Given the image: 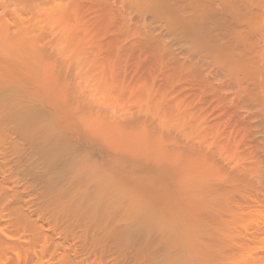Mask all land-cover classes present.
I'll return each mask as SVG.
<instances>
[{
    "label": "bare ground",
    "instance_id": "obj_1",
    "mask_svg": "<svg viewBox=\"0 0 264 264\" xmlns=\"http://www.w3.org/2000/svg\"><path fill=\"white\" fill-rule=\"evenodd\" d=\"M141 1L142 0H137V2H141ZM153 3L155 4V6L157 5L156 6L157 9H160L161 11L163 10L164 14H166V16L172 19L171 22H174L173 25L178 24L180 28L183 31L186 30L185 32L187 33L188 31L189 33L192 31L191 33L195 35L193 36L190 33L192 39L194 40L200 39L199 40L200 43L202 40H204L203 42L206 43V46L212 47L209 48V50L210 49L213 50L214 48V50H217L216 53L219 52L218 55L221 53L223 56L222 59H225L226 64L228 63L227 65L233 64L232 67L237 68L239 72L241 71V74L245 78L249 76L253 81L254 87H256V89L259 90V93L261 92L264 93V0H153ZM6 10L8 9L6 8ZM39 12L41 13V11H38L37 14H39ZM47 12H45V14L49 15L50 18L54 16V15L52 16V14L50 15V13L48 14ZM10 14L11 13L9 12L8 16H10ZM24 14L26 15V13ZM42 14L44 13H41L40 15ZM45 16L46 15H44L43 18ZM38 17L40 18V16ZM38 17H36V21ZM10 18L11 16L7 17V12L6 13L1 12L0 10V101L1 98L4 97V99H2L4 102L1 101L2 103L1 106L4 107V110L2 112L3 113L2 117L4 121H2V118L1 121L2 123L4 122L3 123L4 128L10 131V132L7 131V133L10 134L8 136L10 137V140H8L9 141L8 145L11 146V148L13 146L15 149V143L16 144L23 143L22 145L19 146V148H17L18 146H16V149L22 150L23 148H25L26 151L29 150L28 148L29 147L31 148L30 146L31 134H32L31 131L33 130L32 132L34 134H38L40 136V138L39 137L37 138L41 139L39 140L35 137L37 139L36 142L39 140L40 143L38 141L39 143V144L37 143L38 151L37 152L34 151V152L38 153L40 151L39 153L40 158L43 160V162H41L42 168L43 165H45L44 168H46L47 173L52 171L51 172L52 174L49 175L50 177L52 175H55L57 170L60 172V174L62 173L61 175H59L58 172V176H60L61 179H63L65 185L63 184L62 180L60 181L63 184V186L62 184L59 185L60 181L57 179L58 176L56 177V180H57V184L59 181L58 184L59 186L61 187L65 186V187L63 189L57 190V187L59 186L56 185V189L55 190L53 189L52 192L50 191V195H48L49 193L47 194V192H49L51 187L49 188L48 191L46 189L47 192L46 191L45 192L47 194V198L45 195L46 199L44 200V205H43L46 206V209L44 208L46 211L43 213L44 216H46L45 221L47 222L48 228L46 227L43 230V227H41L36 220L31 221V200L25 199L24 201L21 202L18 201L19 195L17 196V192H14V190H12L13 192H11L12 193L11 196L13 202L11 203V201H5L8 190L5 188L4 186L5 184H3L4 190H0V201L1 199H4L5 202H4V207L3 206L0 207V212L4 209H10L11 204H12V208L11 211H9V215H11V217L7 219L8 220L7 223L9 226L5 225L7 227L0 228V230H2L1 231L2 233L0 235V256L4 255L3 261H6V263L5 262H1V263L3 264H181V263L190 262L191 264H254V263L256 264L257 261L256 259H258L259 256L258 254H260V251H258L259 253L256 254L255 256L254 254L257 252L254 250L255 253L252 252L254 253L252 255V258L248 254L245 255L246 250L245 252L243 251L245 248L243 246L244 244H242L241 242L240 234L238 233V231L240 230L241 227L246 225V223L245 221H243L245 223V224L242 223L244 224L243 226H240L241 224L237 225V223L239 224L238 221L241 219V217H239L240 218L239 219L238 216L241 215L238 214L236 210L234 211V209H236L234 206L237 205H233V203L236 202V199H234L236 197L233 196V193L234 191H237V189L235 188L236 189L235 190L234 187L232 188L228 187L232 183L228 182L230 183L228 184L226 182L228 185H226L225 187L227 188H225L216 185L213 180L207 178L202 174L192 175L189 174L190 173L189 170L188 173L186 172L187 170L184 173L183 170H179L177 168L178 164H176L175 169H173V167L175 166L172 165V163L174 162L173 159L177 158V156L175 157L174 154L170 153L171 154V155L169 154L170 157L172 155L174 157L172 156L171 157L172 159L168 158L169 155L167 154V152L169 150L166 151L167 149L166 148L164 149L165 152L162 151L163 143L162 144L158 143L159 145H162V146H158L156 141L154 142L155 144H157L156 148L153 149V152L155 153L152 152V149L150 148L152 146L148 143L149 145L147 146L150 149H148L147 151L149 152L150 150L151 153L150 155L148 152H146V150H144L143 153V150L140 149L139 147H136L140 149V150L136 149L137 151H135L132 148L129 150V146L131 144L130 145L128 144V139L130 140L129 137L131 134L133 133L138 134L137 138L139 136L140 140L141 139L143 140V143L147 142L145 140L150 136V134H151L150 139L154 138L156 135L157 139L162 138V141L164 142L165 138H167L166 134H171L168 133L169 132L168 130L170 129L167 130L168 132L166 131L167 133L162 131L157 132V128L155 124L156 122L155 123L149 122V120L142 117L143 115L141 116V114H143V112L146 111L141 108L139 109L143 110V112L140 114L141 111L140 110L138 115H133L131 113L132 111L129 112L127 108L126 110H124L125 109L124 107V109L122 108V110H124L123 113H121L120 111L121 109H120L118 111L120 112V114L117 113L116 116L115 115L116 113L112 112L114 113V116L112 117L110 115L111 117L110 119L109 115L107 114L108 116L107 118L106 116H103V114H106L105 110L108 107V105L110 107H113L112 105H110L111 100H109V104H107V106L106 104H104L106 106L103 107L105 110L102 109L101 112L98 111L96 112L98 113L99 116L101 115L102 112H104L101 115L102 117H100L102 119L105 117L103 121H105V119L107 120L110 119L108 120V122L105 121L106 123L105 125H107L106 126L107 128L109 123L111 122L109 128L103 132L105 136H103V133H101V136H103V138L104 137L106 138V135L108 136L107 138H109V136L114 137L112 133L115 132L114 131L115 128L116 133L118 135L117 136L118 139L117 137H115L114 139L115 140L114 149L107 148L106 146L105 147L107 149L105 147L103 149H99V145L98 146L96 145L98 138L97 136L99 135L98 134L96 136L97 131L95 130L89 131L88 127H84L87 129L83 130V127H81L82 125L85 126L81 121V115L84 112L91 113L94 107H97V105L94 106L93 104L94 106L93 107L89 103L92 101V98L94 97L93 95L92 96L90 95L89 91L94 90L98 86L97 85L98 80L95 78V76L96 75L98 76V74L96 73L95 76L93 75L94 73L90 69L89 66L90 64H88L89 66L88 69H90L91 72L89 73L88 71L90 70L85 69L87 65L85 66L84 63L85 62L87 63L88 61L85 60L84 62L83 60L82 55L84 53L82 54L83 51L81 50L82 47L80 44L81 42V39L79 37L80 34H78L79 31L78 32L71 31L72 33H70V35H69L70 29L63 31V27H62L60 31H57L58 33L55 41L60 46V47L58 46L60 50L62 49L60 53L63 51L67 53L70 52L69 54H71V56L69 55L68 56L69 58L71 57L73 61L72 63L69 58L66 59L72 63V65H69L70 67L67 65L68 66L67 68L66 66H64L66 63L64 62L65 64L63 65L60 60V57H62L63 55L62 56L60 55L59 58L56 55V58H54L55 56L54 55H53L54 57L52 56L53 53L50 54V52L48 51L49 49L48 50L46 49L47 46L39 45V40L41 39L39 38V35L42 36L41 33H44L45 31L44 32L42 31L40 33L39 31H37L39 29V28L37 29V27L39 26L34 28L37 25L34 24L33 27L35 29L34 32L37 31L40 34L37 35V32L35 33L36 35L32 34L33 31L31 32L32 29L31 20L30 21L28 20L26 23L25 20H23V18L22 20L20 19L21 18L20 16H19V20H17L16 17L15 19L14 17L12 18L14 20H11ZM50 18L48 17L44 21L50 20ZM29 19H31V15ZM55 28L56 31L57 26ZM39 30L41 31V29ZM187 33L185 34V37L189 36V39L191 40L190 34ZM196 33H198L199 35ZM196 35L200 36V38L199 37L197 38ZM40 41H42V39ZM43 43L44 42L42 41V44ZM48 43L49 42L47 41V45H50ZM54 43L53 45H55ZM123 47H122L123 49L122 51L126 52L127 50H125ZM85 56L86 55L84 54V59ZM45 60H50V61L52 60V62L55 63L54 66L55 69H52L53 65L52 68L50 66V68L54 70V72L52 71L51 73L50 70L51 75L47 73L51 76V77L49 76V78L48 75H45L46 74L45 73L46 68L44 67V62H46ZM63 60L64 59H62V61ZM225 61H223V63ZM73 72L76 73V74L74 73L76 75V80ZM45 76H47L46 77L48 78L47 80H45L46 79ZM82 78L84 80L89 81V83H87L88 81H86L87 85L85 84L87 89L89 88L88 91L86 90L89 93L88 96L87 94H84L87 92H83V94L82 92L79 93V89L80 91H82L81 84L82 82H84ZM99 87L101 88L100 84ZM82 89H84V85H82ZM252 89L255 90L254 88ZM102 90L99 89L97 93H99V91ZM94 93L96 96V92ZM86 96L87 97L91 96L92 98L87 99ZM83 97H86L85 100L83 99ZM98 102L100 103V101ZM160 107L161 106H159L158 108L160 109ZM163 107L165 106L163 105ZM128 109L130 110V108ZM95 110L97 109L95 108ZM135 114H137L136 111ZM163 114L162 115L164 117L165 112ZM162 115L159 114L160 117L159 121L165 122V125L168 126L169 124L168 121L171 122L170 120L172 119V117L170 120H168L169 118H166V116L164 117V119L163 117L161 118ZM167 117H169L168 114ZM39 118L42 119L40 123H39L40 120ZM35 121L36 122L38 121V124L37 123L35 124ZM175 123L177 126V122H175V120L172 121L170 125L171 124L175 125ZM0 126H1V122H0ZM92 126L94 125H91V127ZM110 127H114L113 130ZM108 130L109 132L111 131L113 132L109 133L107 132ZM94 131H95L94 133L95 135H93ZM153 132H156L158 134L154 133L155 134L154 135ZM106 133H108L109 135ZM161 133L162 134L164 133V136L163 135L161 136ZM15 137L18 138L16 139ZM173 137L174 139H176L175 138L176 135ZM19 139L21 142L19 141ZM104 139L103 142L106 140ZM34 142L33 144H36ZM95 146H97L98 148H95ZM81 148L83 150H81ZM142 148L145 149L144 147ZM16 149L15 152L18 153L19 150L16 151ZM25 149L22 151H25ZM95 149L98 150L95 151ZM132 150H134L135 152L133 151V153H130V151ZM187 150H188L187 154H189V147ZM187 150L185 149L182 151L186 152ZM26 151L24 152V155H26L25 153L28 154L29 152ZM79 151L80 152L82 151L81 154H79ZM20 153L21 152H19L18 154ZM30 153L31 151L29 152V154ZM145 153L146 154L148 153V155L146 156ZM15 156L17 157V155ZM166 157L168 158V160H166ZM26 159L27 157L23 158L22 160L24 161ZM30 160H29V164H27L28 161L22 164L25 166L28 165L27 167H30L31 166ZM39 161H35V162L39 164L38 166H41ZM175 161H177V159ZM16 162L14 161L15 165L13 166H17ZM18 163L19 165L21 164L20 161H18ZM170 165H172V167ZM1 167H6V166H1ZM242 167L244 166H241L240 168ZM256 167L257 169L259 168L258 166ZM44 168L42 170L45 171ZM64 169L67 170L66 172L67 174L65 175L66 177L62 178V176L65 174L64 172L66 171L65 170L63 172ZM253 169L255 168L253 167ZM175 170L177 171L175 172ZM22 171L24 173V169ZM30 172L31 171H29V173L27 172V174H29L27 175L29 178L31 175ZM179 172L181 174H179ZM243 172L242 174L240 173L237 174V176L235 175L236 176L235 179L239 180L237 182H240L241 180L240 182L241 185L246 184V182H244L246 180L243 177L245 172L244 174ZM260 172L263 173L262 171ZM43 173L47 174L45 172ZM232 173L233 172H230L229 174L232 176ZM251 173L253 174V172ZM9 175L11 176V174ZM22 176H24V174ZM252 177L253 176H251V178ZM51 179L55 181L54 177ZM4 180L5 179L3 177L2 181ZM50 180H49L50 184L53 183L51 182L52 180L51 181ZM225 180H228V176L227 179ZM230 180L233 179L231 178ZM12 182L10 181L9 183ZM222 182H224V180H222ZM47 184L49 185L48 182ZM219 184L223 185L221 184V182ZM237 184L236 185L232 184V185L237 186L238 188ZM244 188L247 189V187ZM22 189L23 187L21 188V190ZM53 191L56 193H54ZM238 193L239 190L237 194ZM241 194L244 193L242 192ZM244 201L242 202L244 203ZM261 202L262 201H260V203ZM0 204L3 205V202ZM40 209L44 210L42 208ZM245 210L247 209H244V211ZM39 212L42 214L41 211ZM236 213L238 214V216ZM4 215L1 217L3 218ZM242 219L245 220V218ZM262 219L263 218H261V220ZM262 221H264V219ZM251 222L253 221L251 220ZM253 225L252 227H254ZM261 225L260 226L264 231V224ZM238 226H240V228ZM261 227L257 228V230L258 229L260 230ZM244 228H246V226ZM245 230L246 229H244L243 231ZM261 233L264 232L261 231ZM250 234H248V236ZM253 235L254 236L251 235L250 236L251 238L257 237L256 239L255 238L253 239V241L255 240L256 243L257 241L259 242V239L261 240L263 239L264 241V234H260L257 236L256 234ZM258 236H262V237L259 238ZM243 237L249 238L247 237L246 234H243ZM244 240L247 241L248 239H244ZM249 240L247 242L251 243L252 239L250 240L251 242ZM252 244L254 243L252 242L251 245ZM50 245L52 247V251L50 253L48 252L49 254L46 257L45 253L48 247H50ZM262 245H264V243ZM252 248L253 247H251V249ZM249 250L248 253L250 254ZM258 250H262L261 247ZM180 255H182L181 258ZM247 255L249 259H247ZM253 256H255L256 258L254 257L255 258L254 259ZM5 258L6 260H4ZM259 258L260 261L261 259L263 261L261 254ZM250 259L252 260L249 261ZM260 261L259 263L261 264L262 261L261 262ZM259 263L257 262V264Z\"/></svg>",
    "mask_w": 264,
    "mask_h": 264
},
{
    "label": "rangeland",
    "instance_id": "obj_2",
    "mask_svg": "<svg viewBox=\"0 0 264 264\" xmlns=\"http://www.w3.org/2000/svg\"><path fill=\"white\" fill-rule=\"evenodd\" d=\"M142 1L137 2V0H136V2H135V0H27V1H25V0H0V10H1V12H5V13L7 12V17L11 16V18H10L11 20H14L15 17L17 20H19V16L21 17L20 19L22 20V18H23V20H25L26 23L28 20L29 21L31 20V28H32L31 32L33 31L32 34H35L37 31H39L40 33L42 31L43 32L45 31L44 32L45 34L41 33L42 36L39 35L40 34L39 32H37V35H39V38H41L42 41L44 42L42 44V41H40L41 40L40 39L39 45L47 46L46 49L47 50L49 49L48 51L50 52V54L53 53L52 56L54 55L55 56V57L53 56L54 58H56V55L58 56V58L60 57V55L61 56L63 55L62 57H60V60H61L63 65L66 63L64 66H66L67 68L69 65H72L73 61H72L71 57L69 58V56H71V54H69L70 52L67 53V52L63 51L60 53V51H62V49L60 50V48H59L60 46L55 41L57 33H58L57 31H60V29H62V27H63V31L70 29L69 35H70V33L74 32V31L75 32L79 31L78 34H80L79 37L81 39L80 44L82 47L81 50L83 51L82 54L84 53L86 55L85 59H84V54L82 55L83 60H84V62H85V60L89 62V63L88 62L84 63L85 66L87 65V67L86 68L84 67V68L87 70L91 69L94 73L93 74L94 76L96 73L98 74V76L97 75L95 76V78L98 80V82H97L98 86L95 88L96 90L94 89V90L89 91L90 95L91 96L93 95L96 98H94V97L92 98L91 96L87 97L89 95V93L87 92L89 88L87 89V87H86V85H87L86 81H88V80H84L82 78V80H84V82H82V84H81V90L82 91H80V89H79V93L82 92V94H83V92H87V93H84V94H87V96H86L87 99L92 98V101H93V103H92V101L90 100L91 102H89V103L92 106H93V104H94V106L97 105V107L93 106L94 109L91 113L84 112L81 115V121L85 125V126L82 125L81 127H83V130L87 129L84 127H88L89 131H93V130L97 131L96 136L98 134L99 135L97 136L98 138L96 136L95 137L97 138V144L96 145L97 146L99 145V149H103L105 146L107 148L114 149V146H115L114 145V143H115L114 139L118 135H117L116 129L114 127H110V128H112V130L114 128L115 132L111 131V132H113L112 134L114 135V137L109 136V138H107L108 136L106 135V138L108 140L105 137L104 138L106 140L103 138V136H105V134L103 132L109 128V125L111 123V122L109 123L108 128H107L106 127L107 125H105L106 124L105 121L108 122V120L111 119L110 115L113 117L114 113H116L115 115L117 116V113L120 114V112H118L120 109H121L120 110L121 113H123V111L126 110V108L129 112L132 111L131 113L133 115H138L139 111L141 109H143L146 112H143V110H141L140 114L143 112V114H141V116L143 115L142 117L149 120V122H154V123L156 122L155 124H156V128H157V132L158 131L166 132L168 129H170V130H168L169 132L168 131L167 132L171 133V134H166L167 133L166 132L165 134L167 135L166 136L167 138H165V141L163 142L162 138L157 139V136L154 134L156 132H153V134L155 135L156 138L154 136H152V137H154L156 140L154 138L150 139L151 138V134H150V136L147 135L149 137L146 138V140H145L147 142L143 143V140L142 139L140 140L139 136L137 138L138 134L133 133L129 137L131 141L128 139V144L129 145L131 144L130 146L128 145L129 150L132 148L135 151H137L140 148L143 150V153H144V150H146V152H148L147 150L151 148L152 152H153V149L156 148L158 143L159 144L163 143L162 151L165 152L164 149L167 148L166 151L169 150L167 152L168 155L171 153V154H174L175 157L177 156V158L173 159V161H174L173 163H175V164H173L171 162L172 165H175L173 167V169H175L176 164H178L177 168L179 170H183L184 173L187 170L186 172L188 173L190 171L189 174H192V175L193 174L194 175H196V174L201 175L202 174V175L206 176L207 178L213 180L216 185H219L222 187H225L226 185L230 184L228 182H231L233 185L234 184L236 185L238 183L237 184L238 188H237V186H233L232 184H230V186H228V187L229 188L234 187V189L235 188L237 189V191H234V193H236V194L233 193V196L236 198L232 197V198L236 199V202H234L235 200L233 199L234 200L233 202L235 203V204L233 203V205H237V206H234L236 208V209H234V211L236 210L237 213L241 215V216H238V214L236 213L238 218L241 217V219L239 218L240 219L238 221L239 224L237 223V225L241 224L240 226H243L246 223V225L241 227L243 229H241L240 226H238L240 228V230H239L240 232L238 231V233L240 234L241 242H242V244H244L243 246L245 248L243 251L245 252V250H246L247 253L245 252V255L248 254L251 256V258H252V255L255 253V251L257 252L254 254L255 256H256V254L259 253L258 251H260L261 257L263 258V261L261 259V261H262L261 264H264V245H262L264 243V241H263V239L262 240L259 239V242L257 241V243H256L255 240L253 241V239L254 238L256 239L257 237L251 238V236H254L253 234H256V236L260 235V234H264V233H261V231L264 232L262 230V227H261V226H263L261 224H264L263 223L264 221H262L264 219V215H263L264 214V190H262V189H264L263 188L264 187V183H263L264 182V175H263L264 174V170H263L264 169V95L263 94L264 93L263 92L259 93V90L256 89V87H254L253 81L249 76H248L249 79L247 76H246L247 78H245L241 74V71L239 72V70H237V68L232 67L233 64H229L230 66L227 65L228 63L226 64L225 59H222L223 56L221 53L219 55L222 57H220L218 55L219 52L216 53L217 50H214V48H213V50L212 49L209 50V48H212V47L206 46V43L203 42L204 40L201 39L202 41L200 43L199 42L200 39H196V40L192 39V36H191L192 31L190 32L191 34L188 31V33L191 36V40L189 39V36L185 37V34L187 33V32H185L186 30L183 31L178 24L173 25L174 22H171L172 19L170 17L166 16V14H164L163 10H162L163 11L162 12L160 9H157L156 8L157 5L155 6V4L153 3V0H147V1L142 0ZM9 6H10V8H9ZM12 7H13V9H12ZM47 7H49V8H47ZM6 8L8 10H6ZM23 9L25 12L23 11ZM28 9L30 10V12ZM54 9H56V10H54ZM26 10H28V11H26ZM38 11H41V13H44V14L40 15L41 14L40 12H39V14H37ZM9 12L12 15L10 14V16H8ZM45 12H47L48 14L50 13V15L52 14V16L54 15L53 17H55V18H53V17L50 18V16L45 14ZM24 13H26V15ZM33 13L35 15L36 14L37 15L35 16ZM30 15H31V19H29ZM44 15L48 16L50 18V20L52 21V23L50 20L44 21L45 19L48 18L46 16L43 18ZM12 16L14 17V19H12L13 18ZM26 16H28V17H26ZM38 16H40V18ZM36 17H38L37 21H36ZM64 17H65V19H64ZM42 18H43V20H42ZM41 20H42V22H41ZM164 20H165V23H164ZM55 23L57 26L56 31H55V29H56ZM34 24L35 25L37 24V25L34 27ZM69 24H71V25H69ZM46 25H47V27H46ZM176 25H178V26H176ZM37 26H39V27H37ZM52 26H54V27H52ZM33 27L34 28L37 27V29L39 28V29H41V31L38 29L36 32H34L35 29ZM44 29H46L48 31H46ZM86 31H87V33H86ZM54 33H55V35H54ZM125 34H126V36H125ZM196 34H198V33H196ZM198 35H196L197 38L198 37L200 38V36H198ZM193 36H195V35H193ZM47 41L49 42L48 44H50V45H47ZM51 41L53 43L55 42L54 44L56 46L53 45V43ZM51 43L53 46L51 45ZM121 45L126 46V47H123ZM144 45H146V46H144ZM122 47L125 50H127L128 52L122 51L123 50ZM128 48H130V49H128ZM140 50H142V51H140ZM68 58L71 60L72 63L69 62L68 60H66ZM62 59H64V60L62 61ZM45 61H46V62H44V67L46 68L45 69V73H46L45 75H48V78H49V76L51 75L50 70H51V73H52V71L54 72V70H52V69H55V67H54L55 63L52 62V60L51 61L45 60ZM223 61H225V62L223 63ZM67 62H69L70 64ZM88 64H90L89 65L90 69H88L89 68ZM52 65H53V68H52ZM50 66L52 69L50 68ZM91 70L88 72L90 73ZM109 71H111V72H109ZM75 72H73V74ZM47 73H49L50 75ZM75 74H74V76H75V80H76ZM46 77L47 76H45V78ZM97 77H99V78H97ZM48 78H46L45 80H47ZM105 78H106V80H105ZM124 78H125V80H124ZM144 79H145V81H144ZM117 80H119V81H117ZM87 83H89V81ZM99 84H100L101 88L103 87L102 88L103 90L99 87ZM82 85H84V89H82ZM250 85H252V86H250ZM252 88H254L255 90H253ZM99 89L102 91H99V93H97ZM94 92H96V96H95ZM92 93H94V94H92ZM104 93H106V94H104ZM82 94H81V96H82ZM98 94H99V96H98ZM86 97H83V99L85 100ZM108 97H109V99H108ZM2 99H4V97L1 98V101L4 102ZM109 100H111L110 105H112L113 107H110L108 105V107H107L108 109L106 108V110H107V112H106V110L103 107L105 106L104 104H106V106H107V104H109ZM1 101H0V103H1ZM88 101H86V102H88ZM98 101H100L101 104ZM94 102H96L98 104H96ZM1 105H2V103L0 104V106ZM163 105L166 108L163 107ZM159 106H161L160 109L158 108ZM124 107H125V109H124ZM95 108L97 110H95ZM109 108H110V111H109ZM122 108L124 110H122ZM128 108H130V110ZM139 108H141V109H139ZM154 108H156L157 111ZM102 109L105 110L106 114H103L104 112H102L101 115L103 114V116H106L108 118V116H107V114H108L110 119H108V120L105 119V121H103L105 117L103 119L100 118L102 116L101 115L99 116L96 111L101 112ZM112 109H113V111H112ZM162 109H164V110H162ZM182 109H183V111H182ZM3 110H4V107L1 106V109H0V113H1V115H0L1 116L0 117V122H1V126H0L1 127V129H0V132H1L0 133V156L1 155L2 156L0 157V171H1V173H0V185L1 184L2 185L0 186V190H4L3 187L5 186V188L8 190L7 191V197H6L5 201H11V203L13 202L12 196H11L12 195L11 192H13L12 190H14V192H17V196L19 195L18 201L21 202V201H24L25 199H30L31 200V221L36 220L37 223L40 224V226L43 227V230H44L46 227L48 228L47 222L45 221L46 216H44V213H43L46 211L45 210L46 206H43L44 200L47 198L48 193H49L48 195H50V191L52 192L53 189L54 190L56 189V185L59 186L62 184L60 180L63 181V179H61V177L58 176V172H59L58 170L55 174L56 176L52 175L54 177L55 181H53L51 179V178H53L52 176L51 177L49 176L50 174H52L51 173L52 171L47 173L46 168H44L45 165H43V168L45 169V171L42 170L43 168H42L41 162H43V160L40 158V154H39L40 151L38 153H36L38 151V144L40 143L39 140H41V139H39L40 136L38 134H34L32 132L33 126L31 127V130H32L31 131V133H32L31 134V145H30L31 148L28 146L29 150L26 151L25 148L22 149L20 147L22 150L25 149L26 152L31 151L30 154L28 152V154L25 153L26 155H24L25 151H22L20 149H18L19 150L18 151L16 149V146H18L17 148H19V146L22 145L23 143L22 144H19V143L16 144L15 143V149H16V151H18V153L21 152L20 154L15 152V149L13 146H12V148H13L12 149L11 146L8 145L9 144L8 140H10V137H8V136L10 134H8L7 133L8 130H6L4 128V125H3L4 122L2 123V121H4L3 117H2ZM133 110H134V112H133ZM115 111H117V112H115ZM135 111L137 112V114H135ZM112 112H114V113H112ZM164 112H165L166 118H169L168 120H170L172 117V119L170 121L172 122L175 120V122H177L178 127L176 126V123H175V125L174 124L170 125L171 122L168 121V123H169L168 124L169 127H168L167 125H165V122L159 121V119H160L159 114L162 115ZM167 114L169 117H167ZM163 115L161 116V118L163 117ZM164 117H163V119H164ZM1 118H2V121H1ZM202 118L204 121L202 120ZM39 119H37V120H39V123H40L42 121V119L41 118H39ZM166 121H167V119H166ZM36 123L38 124V121L37 122L35 121V124ZM91 125H94V126L91 127ZM209 127H210V129H209ZM95 131L93 132V135H95L94 134ZM8 132H10V131H8ZM107 132H109V130ZM111 132H109V133H111ZM177 132H179V133H177ZM3 133L5 136L6 135L7 136L5 137L3 135ZM101 133H103V136H101ZM106 134H108V133H106ZM112 134H110V135H112ZM156 134H158V133H156ZM162 135L164 136V133L163 134L161 133V136ZM175 135H176V137H175L176 139H174V137H173ZM204 135H206V136H204ZM32 136H33V138H32ZM170 136H172L173 139ZM2 137H3V139H2ZM35 137L36 138L39 137V138H37V139H39L38 140L39 143H38V141L36 142L37 139ZM184 137H186V138H184ZM103 139L105 140L104 141L105 143L103 142ZM117 139H118V137H117ZM34 140H35V142H34ZM110 140L112 143L110 142ZM163 140H164V138H163ZM19 141H20V139H19ZM155 141L157 144L154 143ZM192 141H194V142H192ZM5 142H7V143H5ZM17 142H18V140H17ZM33 142L36 144H33ZM135 142H136V144H135ZM24 143H25V141H24ZM148 143L152 147L149 148L147 146V145H149ZM152 144H154V145H152ZM159 144H158V146H162ZM199 144H201V145H199ZM10 145H12V144H10ZM35 145H36V147H35ZM232 145H233V147H232ZM97 146H95V148H98ZM132 146L135 148H133ZM171 146H172V148H171ZM136 147H139V148H136ZM142 147H144L145 149H143ZM188 147H189V154H187ZM203 147H205V148H203ZM26 148H27V145H26ZM185 149L187 150L186 152L182 151ZM81 150H83V149L81 148ZM96 150H98V149H95V151ZM134 150L130 151V153H133ZM34 151H36V152H34ZM81 152L79 151V154H81ZM4 153H6V154H4ZM76 153H78V152H76ZM148 153H149V155L151 154L150 150ZM148 153L147 154L145 153L146 156L148 155ZM153 153H155V152H153ZM13 154L17 155V157ZM28 155H29V157H28ZM170 155H169V157L168 156L167 157L171 158L173 156L172 155L170 157ZM38 156H39V158H38ZM20 157H22V158H20ZM25 157H27L28 160L26 159L23 161L22 159ZM167 157H166V160H168ZM211 157H213V158H211ZM18 158H19V160H18ZM233 158H235V159H233ZM34 159H35V161L41 160V161H39L41 166H38L39 164H37L34 161ZM176 159H177V161H175ZM236 159H237V161H236ZM244 159H245V161H244ZM17 160L20 161V163H21L20 165H19ZM29 160H30L31 166L29 165L30 167H27L28 166L27 164H29ZM170 160H169V163H170ZM213 160H215V161H213ZM14 161L15 162L17 161L16 162L17 166H13V165H15ZM27 161H28V163L26 164L27 166L23 165ZM249 161H251L253 163H251ZM7 162H9V163H7ZM34 162H35V164H34ZM246 162L249 164H247ZM172 165H170V166L172 167ZM228 165L231 166L232 168L229 167ZM1 166H6V167H1ZM241 166H244V167L240 168ZM245 166H247V167H245ZM249 166L252 168H250ZM256 166H258L259 168L257 169ZM253 167L255 169H253ZM23 169H24V173L22 171ZM250 169H251V171H250ZM65 170L66 169H64L63 172ZM177 170H175V172ZM25 171H26V173H25ZM29 171H31L30 172L31 173L30 178L27 176V175H29V174H27V172L29 173ZM42 171L47 173V174H44ZM214 171L217 173H215ZM235 171H236V173H235ZM239 171L240 172L244 171L245 174L247 173L245 175L243 172V174L246 176V178H245V176L243 175L244 179L246 180V181H244V182H246V184L245 185L242 184L243 186L240 183L241 180H240V182H237L239 180L235 179L237 174L240 173ZM260 171H262L263 173H261ZM66 172H67V170L64 172L65 174L63 173L64 175L62 176V178L66 177L65 176L67 174ZM180 172H179V174L182 173V172L181 173ZM193 172H195V173H193ZM230 172H233L232 176L229 174ZM242 172L240 174H242ZM251 172H253V174ZM9 174H11V176ZM23 174H24V176H22ZM61 174L59 172V175H61ZM177 174H178V172H177ZM258 174H259V176H258ZM262 175H263V177H262ZM211 176H213V177H211ZM227 176H228V180H225V179H227ZM230 176L233 180H230L231 179ZM251 176H253L256 179H254L253 177L251 178ZM3 177L5 179L4 181H2ZM15 177H16V179H15ZM18 177H19V179H18ZM56 177L60 181V184L58 181L59 185L57 184ZM258 177H260V178H258ZM26 178H27V180H26ZM45 179L47 180V182L49 183L50 186L47 184ZM12 180H13V182H12ZM49 180L53 183L50 184ZM222 180H224V182H222ZM249 180H251V181H249ZM259 180H262V181H259ZM10 181L12 183H9ZM220 182L224 186L220 185L219 184ZM242 182H243V180H242ZM260 183H262L263 185ZM3 184H5V185L3 186ZM17 184L19 185V187ZM63 184H64V181H63ZM63 184H62V186H63ZM27 185H28V187H27ZM16 186H17V188H16ZM53 186H54V188H53ZM241 186L243 187V189ZM22 187H23V189L21 190ZM59 187H57V190L63 189L65 186L64 187L59 186ZM244 187H247V189ZM260 187H262V188H260ZM49 188H50V190H49ZM225 188H227V187H225ZM252 188H254V189H252ZM46 189H47V191L49 190V192H47ZM238 190H239V193L237 194ZM45 191L47 192V194ZM249 191H251V192H249ZM242 192L244 194H241ZM54 193H56V192H54ZM51 194H53V193H51ZM45 195H46V198H45ZM21 199H23V200H21ZM241 200L242 201L245 200L244 203H246V202L248 203L249 201L251 203L249 202L248 204L247 203L244 204ZM5 201H4V199H1L0 203L3 202V205L0 204V207H2V206L4 207ZM260 201H262V202L260 203ZM34 205L36 206V208ZM250 206H252V207H250ZM237 207H238V209H237ZM262 207H263V209H262ZM11 208H12V204H11ZM11 208L10 209H4L3 208L4 210H2L0 212V228L7 227L5 225H8L7 219H9L11 217V215H9V211H11ZM40 208H42V209L45 208V209L41 210ZM244 209H247V210L244 211ZM36 210L41 211L42 214L39 211L37 213ZM6 211H8V212H6ZM238 211H240V212H238ZM246 211H249L250 213L246 212ZM2 212L4 214L5 213L6 214L4 215ZM261 212H263V213H261ZM39 213H40V215H39ZM243 214H245V215H243ZM3 215H4V217L2 218L1 216H3ZM42 216H44V217H42ZM245 216L247 217V219ZM242 218H245V220ZM261 218H263V219L261 220ZM247 220H249V221H247ZM251 220L253 222H251ZM243 221H245V223ZM242 223H244V224H242ZM255 224H258V225H255ZM45 225H47V226H45ZM252 225L255 228L252 227ZM245 226H246V228H244ZM260 227H261V229H260L261 231L259 229L257 230V228H260ZM244 229H246L247 231L246 230L243 231ZM248 230H249V232H248ZM1 231L2 230H0V235L2 233ZM256 231L260 232V233H257ZM250 233H252V234H250ZM243 234H246L247 237H249V238H246V237L244 238ZM248 234H250L251 236L250 235L248 236ZM262 236H258V237L261 238ZM243 238L248 239V240L252 239L251 241L254 244L251 245L252 242L250 240L249 241L251 243H248L247 242L248 240L246 241ZM260 240H261V242H260ZM262 241H263V243H262ZM51 245L47 249L49 251L46 250V253H45L46 257L52 251ZM251 247H253V248L251 249ZM260 247L262 250H258ZM248 250H249L250 254L248 253ZM252 252H254V253H252ZM260 254H258V255L260 256ZM248 255H247V259H249ZM3 256L2 255L0 256V264H3L1 262L6 263V261H3ZM181 256L182 255H180V258H181ZM255 256H253V258ZM259 256H258V259H256L257 260L256 264H257V262L259 263V261H260ZM4 260H6V258ZM251 260L252 259H250L249 261H251ZM253 262H255V261H253ZM177 263H180V262H177ZM187 263L191 264L190 262H187ZM187 263H181V264H187Z\"/></svg>",
    "mask_w": 264,
    "mask_h": 264
}]
</instances>
